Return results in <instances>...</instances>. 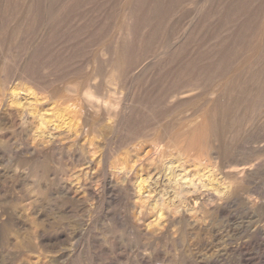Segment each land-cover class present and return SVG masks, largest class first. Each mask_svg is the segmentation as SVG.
<instances>
[{
    "label": "bare ground",
    "instance_id": "6f19581e",
    "mask_svg": "<svg viewBox=\"0 0 264 264\" xmlns=\"http://www.w3.org/2000/svg\"><path fill=\"white\" fill-rule=\"evenodd\" d=\"M62 1L65 0H0V58L2 59L0 70L3 72L8 67V65L5 66V63L11 58L12 39L15 38L16 41L17 37L21 36L20 41L24 48H21L20 43L19 46L27 57H24L25 60H23L24 67L21 64V69H19L20 65H17L16 69L14 68L15 74H18V79L31 83V86L26 84V87L20 84L23 86L19 87L20 90L10 86L12 90H8L10 91L7 94L8 98L5 100L0 98V113L5 115L11 123V127L0 128V136L8 133L13 134L15 131L24 132L29 141L27 150L31 151L30 153L42 151L43 154L49 150L60 151L63 149L62 139H66V141H72V145L77 146L74 150H92L98 152L99 159L106 160L111 158L113 152L116 155L118 148L126 147L130 142L133 145L132 141L139 140L144 131L154 126L152 124L161 126L162 129L158 134L161 136L160 139L152 141V137V139L149 138L150 142H146L148 137L145 136V142L143 138H140L142 141H138L136 145L131 147L129 144V151L120 155V159L117 160L116 156V160L111 166L113 172H110V176L102 184L100 183L101 188L93 186L94 184L86 179L80 180L82 179V176L80 179L78 178L80 173L82 175L88 173L80 169L78 174H70L69 180L71 181L61 186L62 191L73 198L97 197L101 194L106 198L113 199L119 194H124L129 199L131 197L130 203L134 204V207H130L128 215L131 230L133 229L140 236L152 242L171 239L173 244L170 246L172 248L170 257L167 259L168 264H213L225 258L232 251L244 250L246 243L244 241L236 243L233 239L234 232L227 236H221L222 233H220V238L206 237L205 234L204 236L201 234L202 228L213 222L212 218L222 219L229 216L228 212L231 210L233 211L231 213L240 212L248 216L247 224L242 226L243 230H252L258 235H264V212L259 214V210L262 208L261 200L264 199V181L256 183L257 181L254 180L256 184H252V175L258 169H263L264 165L257 161L258 159L255 160L253 155L236 157L234 155L236 148L233 145L235 139L233 135L244 132L243 129H247V127L250 129V124L257 118V115L261 116L260 112L264 109V93H262L264 89V0H112L111 3H108L111 4V7L108 5V14L105 11L103 14L102 9L100 11L103 4L100 7L101 3H97V0H67L68 8L65 9L69 10V14L68 12L67 14L73 16L75 21H77L75 11L79 8L82 9L87 4H92V8L89 5L92 9L91 13L96 10L97 5L99 6V9L92 13L95 14L93 18L101 24L103 22H106V25L109 24V27L98 29L101 31L97 35L100 39H95L98 41L96 46L102 47V50L105 48L107 40H111V43L114 44L113 51H108L110 56L106 61L107 65L104 63L105 80H109L108 82L113 87L108 96H105L108 90H102V84L100 85L99 82L97 86H100L102 92L106 93L97 92V89L95 91L98 94L100 92L103 96L100 94L97 96L96 92L93 94L88 90L86 86L88 87L89 84L87 85L86 79V83H83L84 86L81 84L82 78L89 75L87 73L84 76L82 73L80 77L78 71L81 68H76L77 64H72V66L78 70V73L76 72L78 79L75 78L77 81L69 84L65 81L66 88L63 92L53 90V84L50 86L49 79L46 78L49 77V74L46 77L43 76V73H46V68L50 70V65H53L47 63L49 60L51 63L54 62V67L56 66L55 62L58 63L61 59L62 64L64 62L67 63V66L71 64L66 61L68 55L62 53L65 50L61 51V42L56 45L54 41L56 38L59 39V24L64 20L60 18L63 9H61ZM190 2H194L193 4L196 5V10L192 12L194 14L197 12V15L191 14L192 16L189 15L188 20L185 18L178 21L177 24L175 22L171 29L179 30V34L176 35L178 32L172 30L176 32L175 36H172L173 32H171V36L174 37L172 42L162 43L159 38L165 29L170 34V27L167 26L173 21V15ZM254 3H257L255 7ZM85 8L87 9V7ZM64 11L66 12V10ZM255 16L256 19L260 18H258V25L255 26L257 28L253 30V27L246 25L250 21L256 22ZM81 19H78L79 22ZM97 21H94L95 24ZM24 23L28 24L27 27L31 31H19L22 30L21 25ZM250 24V26L253 25L252 22ZM226 27L232 28L226 30ZM248 27L253 30L250 34L245 32L250 31ZM221 30H226V32L220 37ZM48 31L51 34L54 31V34L50 35ZM106 37L108 38L105 40ZM51 38H54L52 40L55 42L54 44L48 42ZM16 46L14 45V48ZM47 47L51 51L48 52ZM104 50L107 52V49ZM89 56L84 62L95 63V53H92V56L89 54ZM82 57L84 58V56ZM45 61L46 65H44ZM81 61L83 62V60ZM17 62L20 61L17 60ZM36 62H40L37 64L38 66H35ZM245 62L248 63L243 69L242 64ZM62 64L60 63L58 67ZM37 67L43 69L46 67L44 72L41 71L42 75L37 72L41 76L28 73V70L34 69L35 71L38 69ZM240 67L242 70L239 69ZM94 68L92 67V71ZM62 69H64V73L60 70L58 72L56 69L53 73L56 71L58 74L65 75V67ZM86 70L88 69L86 68ZM71 71L70 74L67 73V76L72 75L73 71L72 73ZM89 71L92 72L91 68ZM92 73H89L90 77H92ZM76 74L74 73L73 76L75 77ZM12 75L10 76L12 77ZM67 76H65V80L74 78H67ZM12 78H10L11 81ZM45 78L48 83L45 82ZM49 78L50 83L54 81H52L54 77ZM2 79L4 78L2 77ZM90 81L92 80L90 79ZM110 81L114 82L116 87ZM58 82L56 83L58 84ZM108 82L106 83L108 84ZM93 84H96L95 81ZM93 84L89 88L92 87L94 91L96 85L93 87ZM58 85L54 88L56 89ZM80 85H82L81 88ZM48 86L53 87L48 90ZM104 86L106 87V85ZM199 86L205 89L203 92L210 95L200 100V103L197 101L199 104H196L197 108H194V112L190 115L179 113L178 109L181 105L177 104L179 102L175 103L179 98L177 96L182 94L186 96L188 91L191 93L193 88L196 89ZM201 95L198 97L201 98ZM182 101L184 100H181V103ZM45 102L51 106L49 111H52L53 107L55 108V117L47 114L48 111L45 113L46 109L41 107ZM69 102L78 106L76 109V106L73 105L72 107L76 110L72 108L70 113L80 114L79 118L86 119L88 116V112L87 116L84 114L85 103L83 102L93 104L90 109L93 106H95V110L98 108L100 113L97 114L100 118L97 117L95 122L91 121L93 118L91 120L88 118L89 124L86 121V124L81 123L82 126L76 128L77 126L72 123L75 118L72 114L69 113L71 118L73 117L72 122L69 121V117L68 122L65 120ZM196 105L192 106L196 107ZM94 108L91 111H94L93 115H96ZM192 108H190L191 111ZM148 117L150 118L146 119ZM151 119L155 123L152 121V124L150 122L152 126H147L148 120L151 121ZM162 121H165L164 124ZM74 123L77 121L75 120ZM93 133L102 137L105 142L103 144L105 146L100 145L102 143L99 144L102 146L101 151L97 150L98 146H95L91 139L92 136L95 137L92 135ZM154 138L156 137L154 136ZM111 143L117 145L111 146ZM78 144L85 145V147L82 149ZM21 148L17 152H20ZM125 149L127 150V147ZM120 152L122 151L120 150ZM127 153L131 155L128 156ZM34 155L37 156V154ZM95 160L90 157L87 161L89 163L86 162V167L89 168ZM106 161L108 162V160ZM19 162L17 161V164L14 165L13 173L23 171ZM102 164L101 166H104ZM145 164L146 167L148 165L147 169H144L143 165ZM96 165L95 167H97ZM2 167L8 168L6 165ZM94 168H92V173L98 174L99 169L95 170ZM103 171H105L103 173L107 172ZM90 177L92 179L93 176ZM251 184L252 186H250ZM7 209L8 206L7 208L0 206V213H6ZM237 223L240 224V222ZM139 261L142 264H158V261L145 256V254Z\"/></svg>",
    "mask_w": 264,
    "mask_h": 264
},
{
    "label": "rangeland",
    "instance_id": "374dc122",
    "mask_svg": "<svg viewBox=\"0 0 264 264\" xmlns=\"http://www.w3.org/2000/svg\"><path fill=\"white\" fill-rule=\"evenodd\" d=\"M66 1L67 0L61 2V9L62 8L63 9L61 11L62 16H60V18H63L64 20L62 22H60V24L62 26L59 24L60 28H58V29H60L59 30L60 32L58 31L59 32L58 34H60V36H59L60 40L58 38H56L55 40H54V38L53 39L51 38V40H49L48 42L49 43L51 42L53 44L56 42V45L57 44L59 45L60 44L59 42H61L60 45L62 46V49H61V47H60V49H61V51L65 50L62 53H66L68 55V56H66V59H67L66 61L71 63V64H69V63L68 64L72 67V69H70L71 68L70 66L66 65L67 63L65 64V62H64V64H62V62H61L62 59L59 60L60 62H58V63L55 62L56 68L54 67V65H55L54 62L51 63V61L49 60L50 63H49V61H47V63L49 65L50 64H53V65H50V70L45 67L46 73H43L44 72L43 70L45 68L43 69V68H38V67H37L38 69L35 68L38 71L35 70L36 71L35 72L34 69H31L30 71H33V72H30L28 70V73L33 74V75L36 74L38 76H41L43 73V76H45V77L48 76V74H49V77H54V78H52V81L54 80L53 82L56 83L59 81L61 83L60 84L58 82V84H60V85H58L56 83L58 85V87H56V89H55L54 87L57 85L53 82L50 83V81H51L50 78L46 77L49 79L50 86H51V84H53V86H54V87L52 86L53 90H58L60 92L61 91L63 92L66 88V82H67V84H69V83H75L77 81V80H75V78L78 79L77 78L78 76L76 74V72L78 70H75V69L78 67V68H81V69H79L80 71H78L80 77H81L80 74H82V73H83L82 75H84V76L87 75V73L89 75V76H85L86 78L82 76L83 77L82 78L83 80L81 81L82 85H83V83L85 84L88 81L87 85L88 84L89 85H88V87L86 86V88H88V90H90L92 93L93 92L95 93L96 91L102 92L103 89H104V91L108 90L107 91L108 93L105 92L106 93L105 96H108L109 94H111L113 87L108 82L109 80L108 81H106L107 79L105 80L104 74H106V72H104L105 71L104 67H105V65H107L106 61H107L108 57L110 56L108 51H110V52L113 51V47H114L113 45L114 44H113V42L111 43V40H109V41L107 40L105 48H104V49H107V52H105L104 49L102 50V47L96 46V42L98 43V41H96V40L100 39V38H98L97 35H99V33L101 32V31H98V29H103V27H106V26L109 27V24H108V22H107L108 25H106V22L105 23L103 22V24L99 23L95 18H93V17H95V14L93 15L92 13H95L97 11V9H99L98 7L99 6L102 7L101 5L103 4L104 8L103 7L100 8V11L102 9V13L105 11V13L108 14V12H107L108 5H109L108 3H111L112 0H101V1L97 0V3L99 2V4L100 3L101 4L99 6L97 5L96 10L92 11V13L90 11V10H92L91 9L92 4H87L85 6V7H87V9L85 7H83L82 9L81 8L77 9L75 11V13H76L75 15H77L75 18L77 21H75V19H73V16L68 15L69 10L65 9V8H68L67 7L68 2H66ZM104 3H106L107 5H105ZM193 3L194 2H192V3L190 2L189 4H186L185 5L186 7L183 6L182 9H180L181 11L178 10L176 12V14L173 15L172 20L174 22L171 20L172 22L167 26V27H170L169 28L170 34H168V30L165 29L163 31V33L165 34V32L167 31L165 34L166 37L164 36L163 37L164 39H162V36L164 35L162 33V35L159 38L162 43L172 42L171 40L174 38L172 36H175L174 33H176L173 31L176 30L178 32V33H176V35L179 34V32H180L179 30L171 29V27L173 28V24L175 22L177 24L178 21H182L185 18H187V20H188L190 17L189 15L194 14V12H192V11L196 10V5H194ZM257 3H254V7L256 6ZM58 5H60V4L58 3ZM89 5L91 8L89 7ZM110 5H109V7H111ZM64 10H66V12ZM78 10L79 11L81 10V11L79 12ZM67 12H68V14H67ZM66 14L68 15V17H70L72 19L71 20H70V18L67 19L68 17ZM194 15L196 16L197 12H195ZM80 18H82L81 22H79L80 20H78ZM258 18H260V17H258ZM258 18L256 19V16H255V20H257V21L256 22L250 21L253 23V25L250 26L251 24L249 22V24H247L246 26L253 27V30H255L257 28L255 26L258 25V20H259ZM91 20L97 21L96 24L94 21H93L94 22L93 23ZM70 21H72V22L70 23ZM90 21H91V23H90ZM74 23L77 25L75 26ZM97 23H99V24H97ZM27 26H28V24L24 23L23 25H21L22 30H19V31H21V32L31 31L30 29H28ZM96 26L97 27L100 26V27L97 28ZM67 27H68V30H67ZM249 27H248V30H250V31H245L247 33L249 32L248 34H250L251 30H252ZM226 28L225 29L228 30V28L230 29L232 27H226ZM85 29H86V31H85ZM65 30H66V33H65ZM226 30H221L222 32L219 33L220 34L219 36L221 37L226 32ZM62 31H64V32H62ZM82 31H83V33H81ZM32 32L34 33V31H32ZM48 32L50 33V31H48ZM48 32H47V35L49 34ZM61 32H62V35H61ZM75 32H77V33H75ZM95 32H97V33H95ZM171 32H173L174 35L172 34V36H171ZM20 34H22V33H20ZM53 34H54V31H53ZM53 34L50 33V35H53ZM67 36H68V38H67ZM20 38H21V36L17 37L16 41H15V38L12 39L13 41L11 40L13 42V44L12 43L10 44L11 45V47H10L11 51L10 52L14 53L15 55L11 53L12 59L10 58V60L7 61L9 64L7 62L5 63V66L8 65V67H6L5 70H3L4 73L0 70V98L4 99V100L8 98L9 95L7 96V94H9L10 91L12 90L11 87L13 89H16V90L19 89L20 90L23 86L26 87V84L28 86H31V83L29 81L18 79L17 78L18 74H15V69H16L17 65L18 66L20 65L19 69H21V64L24 67L25 63L23 62V60H25V58L27 57V56L25 57V55L22 53V51H23L22 49L24 48V46L22 45ZM96 38H98V39H96ZM107 38L108 37H106L105 40ZM52 40H54L55 42ZM69 40H71V41H69ZM94 40H95V42H94ZM252 40H253V38H252ZM19 43H20V46L22 45L21 46L22 49H20ZM77 43L78 44L80 43V45H78ZM75 44H77V45H75ZM14 45H17V46L14 48ZM50 46H49V48H50ZM72 46H74V47H72ZM96 47L99 49L97 50ZM76 48H77V50H75ZM46 50H48V52L51 51V49L49 50L48 47L46 48ZM83 52L84 53L86 52V53L84 54ZM82 53H83V55H82ZM92 53H95V59L94 60L96 62L95 63L92 62V64H91V62H84L87 57H90L89 54L92 56ZM246 54L248 56L249 52ZM80 55H81V58H80ZM85 55H87V56H85ZM82 56H84V58ZM97 57H99V58L97 59ZM68 58H69V60H68ZM17 60L20 62H17ZM81 60H83L84 63ZM14 61L16 64L13 63ZM72 61H74V62H72ZM76 61H78V62H76ZM79 61H81V62H79ZM1 62H2V59L0 58V68L2 65ZM10 62H11V64H10ZM38 63H40V62H36L35 66H38L37 65ZM45 63H46V61L44 62V65L47 64V63L46 64ZM60 63L62 64V66L58 67V65ZM80 63L82 65V67H81V65H79L80 67L78 66V64H80ZM87 63H88V65H87ZM89 63L91 66L89 65ZM104 63H105V65H104ZM247 63L248 62H245L244 64H242L243 67L242 66L241 67L244 69V67H246L245 65ZM72 64L73 65L77 64L76 68L74 66H72ZM99 65H100V67H99ZM51 67L55 68L56 71H58V72L62 71V73H64L65 71H64V69L61 70V68L65 67L66 73H65V75H62V73L58 74L55 71V73H56L55 74V73H53L55 69L53 70ZM66 67L67 68L70 67L69 68L70 71L71 70L73 71V73L71 71V73H72L71 76L70 75L67 76V73L69 72L68 74H70V71H67L69 69H67ZM92 67L93 68L95 67L93 69L94 71H92ZM241 67L239 68L240 70H242ZM9 68H12L14 71L12 69L8 70ZM57 68H58V70H57ZM86 68L88 70H86ZM90 68H91V71L94 73L89 71ZM11 70H12L13 75H12V73H10ZM47 70H49V71H47ZM41 71H43V72H41ZM5 72L9 73L10 78L13 77L12 78L13 83H12L11 79L8 77V73H5ZM37 72L41 73V75L38 74ZM85 72H86V74H85ZM50 73H51V75H50ZM74 73L76 74L75 77L73 76ZM89 73H92V77H90L91 74H89ZM53 74L56 76H54ZM57 74L59 75V77ZM10 75H12V77ZM65 76H67V78L68 77H74V78H71L72 80L70 78H68L67 80L68 81L70 80V82H68L67 80L64 79V78H66ZM2 77L5 80L2 79ZM80 77H79V79H80ZM89 77L92 81H90V79L87 80V78H89ZM15 79H16V81H15ZM58 79H60L61 81ZM85 79H86V82H85ZM96 79L98 80L97 82H96ZM103 79H104V81H103ZM94 81L96 84H93ZM8 82H9V84H8ZM45 82L48 83V80L46 79ZM98 82L100 83V85L102 84V86H101L102 90L100 89V86H97V85H99ZM106 82H108V84ZM110 82H112V81H110ZM112 83L114 86L115 83L114 82H112ZM10 84H12V85H10ZM20 84L21 85L23 84V86H21ZM62 84H65V85H62ZM92 84H93V87H95L94 85H96V87H97V88L95 87L94 91H93L92 87H90L92 90L89 88V86ZM82 85H80V88ZM104 85H106V87ZM8 86H9V88H8ZM50 86H48V88H47L48 90L52 89V87H50ZM19 87H21V88H19ZM114 87H116V86H114ZM9 89H10V91H8ZM98 89H100V90H98ZM110 89H112V90H110ZM196 89L193 88L191 90V93H189L190 91H188L187 95L185 94L186 96H184V94H182L181 96L179 94H177V95H179V96H177L179 98H177V101H175V103L179 102L177 104H179V106L181 105L180 108L178 107L179 109L177 108L179 113L184 114V115L185 114L190 115L192 112H194L193 109L197 108V105L200 103V100H202L204 97H207V95H210L209 93L207 94V93L203 92V90L205 91V89H203L200 86ZM104 91L102 92V94H105ZM109 91H110V93H109ZM262 91H263L262 93H264V89ZM97 92H96L97 96L99 94L102 95L100 92H99V94ZM199 95H201V98L198 97ZM263 96H264V94H263ZM192 99H193V101H192ZM181 100H184V101H182V103H181ZM43 101H45V100H43ZM86 102H88V101H86ZM86 102H83V103H85L83 106L85 109V111H84L85 116H87V112H88V116L86 119L89 118L91 120L93 118L91 120L92 122L97 121V119L100 118L99 114H97V113H100L98 108L95 110V108H94L95 106H93L95 113H96V115L95 114L93 115L94 111H91V110H93V108L90 109V107L93 104L91 105L90 102L89 103H86ZM193 102L195 103V105L197 104L196 107H193V106H195ZM6 103H7V100H6ZM72 103H74V102H72ZM70 104H71V102H69V105H67L69 110L67 111L68 114L65 116L67 118L65 119V117H64V119L68 122V117H69V119H70L69 121L72 122L73 117H75L74 119L77 121V123H74L75 122L74 119H73L74 122H72V123L74 124V126L75 125L77 126L76 128H80L82 126L81 123H83V125H84V123L86 124L88 122L87 124H89V119L86 120V119H84V117H83V119H81V118H79L80 114L75 113L77 115L74 116L75 114L70 113V112H72V111H70L73 108L72 106L73 105H74V107L76 106L75 104H71V105ZM188 106H189V108H188ZM41 107H44V110L46 109L45 113H47V111H48L47 114L53 115V117L56 116L55 108L53 107L54 110L52 108V111H49L48 109L51 110V106L47 102H45L43 106L41 105ZM15 108H18V107H15ZM75 108L77 109L78 106H76ZM190 108H192V111ZM76 109H74V110H76ZM74 110H73V112H75ZM97 110H98V112H96ZM187 111H189V112L191 111V112L188 113ZM89 112H91V113H89ZM261 112H262V114H261ZM261 112H260L261 116L259 117V115H257V118L253 121V123L250 124L251 125V127L249 126L250 129H248V127H247V129H243L244 132H242L238 135H233V137L235 138L233 140V145L236 148L234 151L235 152L234 155L236 157L241 158V157H245V155L246 156L247 155H253L255 160L258 159L257 161H259L260 163H262L264 165V109H262ZM69 113L72 114V116H73L72 118H71ZM95 116H96V118H95ZM149 118L150 117H148L146 119H149ZM79 119H81L82 122ZM94 119H96V120H94ZM83 120H84V122H83ZM152 121H153L152 119H151V121L148 120L149 123L147 126H152V125H154V126L152 128H150L149 130L144 131L142 134L143 136L140 137V138L144 139L143 140L144 142L146 139L145 136L148 137L147 138L148 140L146 139V142H150L151 141L150 139H152V137H153L152 141H156V140L161 138V136L158 134L160 133L159 131H161L162 127L160 126L161 127L160 128V127H158V125L152 124ZM150 122L152 125L150 124ZM164 122L165 121H162L163 124H164ZM7 127H11L10 120L5 115L0 113V128H7ZM8 134H5L6 136L5 135L0 136V167H1L0 168V206H5L6 208L8 206L6 213H4V212L0 213V264H142L141 261H139V260L141 259V256L144 254H145V256H148L150 258L152 257L153 259H155V261H158V264H168L167 259L170 257L171 248H172L170 246H171V244H173L171 242V239H163L161 241L152 242L151 240H148V239L140 236L133 229L131 230L130 222L128 221L130 218V217H128L130 207L131 206L134 207L133 202L130 203L132 201L131 197L129 199L128 196H126V195L124 196V194H119L116 198L113 199V198H108V197L106 198L105 195L99 193V194H101V196L98 195L97 197L86 196V197H79V198L74 197L73 198L70 195L65 194L61 188V186H63V184L70 183L69 182V181H71V180H69L70 174H74V175H75V173L78 174L80 169H83L84 171L88 172L86 175L85 174L82 175V173H80V175L78 176L79 179H80V176H82L81 177L82 179H80V180L86 179L88 182L90 181L92 184H94L93 186H99V188H101L100 186L103 183V181H105L108 178V176H110V172H113L112 167H111L112 163L116 159L117 160L120 159L121 158L120 155L122 156L123 153L129 151L128 147H130V145L132 147L133 145H136L138 143V141L139 142L142 141V140H140V138H139V140L138 139L134 140L136 142L132 141L134 143L133 145L130 144L131 142L129 143L130 145L127 144L128 145V146L126 145L127 150L125 149L126 148L125 146L118 148L119 151L117 150V154L115 153L116 155H114V152H113L111 158L106 159V160H108V162H107L104 159H99L98 152H95V151L93 152L92 150L89 151L88 149H85L83 151L74 150V149H76L77 146L72 145V141H70V140L66 141V139H62V142H61L62 145L61 144L60 145L63 146V149H61L60 151H56V150L50 151L49 150L50 153H49V151H47V152H45L46 155L43 154L42 151H39L41 153H39V152L36 153V151L30 153L31 151L29 152L27 150V148L29 147L27 143H29V141H28L26 134L24 132L15 131L13 134H10V133H8ZM92 135H95L96 138H99V139H96L94 136L91 137L94 145L98 146L97 150L101 151L102 146H105V145H103V144H105V142L103 141L102 137L97 136V134L93 133ZM90 136H91V134H90ZM154 136L156 138H154ZM258 141H259V143H258ZM64 142H66V143H64ZM100 143H102V144H100ZM99 144L102 146H100ZM114 145L116 146L117 144L115 143ZM114 145L111 143V146H114ZM78 146L81 147L82 149H83V147H85V145H79V144H78ZM19 148H21V151L17 152ZM120 150L122 152H120ZM118 152L121 154H119ZM74 153H75V155H73ZM19 154H20V156H19ZM34 154H37V156H35ZM129 154H128V156H130L132 154V152L130 155ZM16 155H18V156H16ZM47 155H49V156L47 157ZM87 155H88V158H87ZM194 155H196V154H194ZM28 156H30V157L28 158ZM32 156H33V158H32ZM116 156H117V158H116ZM54 157H55V159H54ZM90 157L91 158L93 157V159L94 160L96 159V160H95V162L90 164V167L88 168V167H86L87 166L86 162L89 160ZM101 160L102 161L104 160V161L102 162ZM17 161H20L18 164L21 166V170H23V171L13 173L12 170L14 169V165L17 164ZM97 162H98V165H96ZM109 162H110V164H108ZM87 163H89V162H87ZM11 164H12V166H11ZM101 164L106 166V167L101 166ZM105 164H107V165H105ZM5 165L8 166V168L2 167ZM95 165L97 167H95ZM9 166H11V167H9ZM143 166H144V169H147V167H148V165L146 167V164ZM92 168H94L95 170L99 169L97 171L98 174H95L96 176L92 173V171H93ZM103 170H106L107 171L106 173L107 174L109 173V174L107 175L106 173H103V172H105ZM3 174H4V176H3ZM58 174H59V176H58ZM62 175H65V176H62ZM88 176L89 177L93 176L92 177L93 180L91 179V177H90V179H91L90 180ZM252 176H253L252 177L253 178L252 184L253 183L254 184L259 183L260 181L263 182L264 181V167H263V169L261 168V170L258 169L257 171H255V173ZM254 180H255V182L256 181L257 182L255 183ZM252 184L250 186H252ZM62 194H64V195H62ZM126 197H127V199H126ZM262 201H263V204H262ZM260 206L262 208H260L259 214L264 212V199L261 200ZM231 211L228 212L229 216H225L222 219L212 218L213 222H211L209 225L206 224V226H204L202 228L203 230H206V231L202 230L203 232L201 231V234L203 236L205 234L206 237H212L213 238V236H216V237L220 238L221 236H227V235H230L234 232L235 233V236L233 238L234 241L236 243L240 242V241H244L246 243L245 249L242 251H239V250L232 251L225 258L220 259L217 262H214L213 264H264V235H258V233L253 232L252 230L251 231L243 230L244 227H242V226L247 224L248 216H246L245 214H242L240 212L231 213ZM122 212H123V214H122ZM85 214H87V215H85ZM230 219H231V221H230ZM237 222H240V224ZM228 226H229V229H228ZM211 231L212 232L214 231V232L212 233ZM228 232H231V233H228ZM220 233H222L221 236H220ZM236 233H238V234H236ZM208 239L210 240L211 238H208ZM141 247H143V248H141ZM164 260H166V261H164Z\"/></svg>",
    "mask_w": 264,
    "mask_h": 264
}]
</instances>
